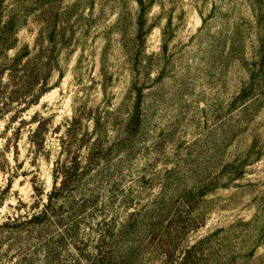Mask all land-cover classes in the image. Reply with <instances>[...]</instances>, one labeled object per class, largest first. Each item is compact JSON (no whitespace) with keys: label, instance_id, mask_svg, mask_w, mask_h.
Instances as JSON below:
<instances>
[{"label":"rangeland","instance_id":"rangeland-1","mask_svg":"<svg viewBox=\"0 0 264 264\" xmlns=\"http://www.w3.org/2000/svg\"><path fill=\"white\" fill-rule=\"evenodd\" d=\"M0 264H264V0H0Z\"/></svg>","mask_w":264,"mask_h":264},{"label":"trees","instance_id":"trees-1","mask_svg":"<svg viewBox=\"0 0 264 264\" xmlns=\"http://www.w3.org/2000/svg\"><path fill=\"white\" fill-rule=\"evenodd\" d=\"M18 59L19 58H15V60L14 61H18ZM75 126H76V121L74 122V123H72V125L71 126H69V128H68V131H69V134H73V131L72 130H74L75 129ZM58 190V188L57 187H55V192H52L53 194L55 193H57L56 191ZM50 197H52V195H50ZM51 199V198H50ZM52 201V200H51ZM47 211H48V207H47V210L45 211L46 213H47Z\"/></svg>","mask_w":264,"mask_h":264}]
</instances>
